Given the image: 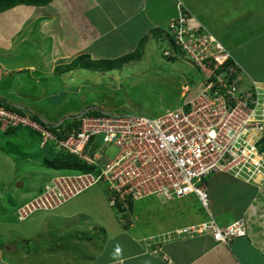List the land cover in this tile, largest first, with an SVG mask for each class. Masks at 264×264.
I'll use <instances>...</instances> for the list:
<instances>
[{"label":"crops","instance_id":"crops-1","mask_svg":"<svg viewBox=\"0 0 264 264\" xmlns=\"http://www.w3.org/2000/svg\"><path fill=\"white\" fill-rule=\"evenodd\" d=\"M176 1L168 4L166 0H52L45 6L17 5L1 12L0 66L4 74L0 80V99L36 114L33 106L22 103L24 95L29 94L26 85L48 88L51 83L44 80L77 70L56 73V69L82 54L91 59H115L134 50L144 37L153 38L150 41L158 46L168 31L167 15L175 13L191 15V28L196 25L207 29L237 61L242 69L241 79L246 82L250 78L264 86L255 70L254 55L263 54L249 47L264 38V0H203L200 15L190 4ZM109 38L116 55L103 56L110 49ZM147 41L143 52H151L146 48ZM11 89L13 94L9 95ZM42 91L39 94L47 96ZM0 133L8 140L0 149L7 158L11 152L8 144L15 141L21 144L18 157L34 160L29 156L32 149L26 136L1 129ZM33 143H39L40 147V140ZM41 158L42 163L44 157ZM207 180L208 212L196 198L187 196L161 207L154 204L144 210L139 207L140 212L133 204L129 212L132 223L120 222L107 191L92 187L83 208L74 206V197L68 208L62 209L69 201L54 210H39L50 213L61 223L53 234L45 232L41 238L37 236L36 242L42 245L38 253L49 260L54 253L66 251L70 264H79L84 259L82 264H264V194L259 191L257 181L247 184L220 173ZM17 186L20 187L17 190H23V185ZM22 190L21 196L33 195L23 194ZM43 192L39 188L35 196ZM208 213L218 228L245 220L246 236L222 244L214 242L210 233H174L207 222ZM0 224L8 225L5 221ZM44 226L50 228L51 224L45 222ZM3 246L6 245H0V253ZM7 250L13 251L9 247Z\"/></svg>","mask_w":264,"mask_h":264},{"label":"built area","instance_id":"built-area-1","mask_svg":"<svg viewBox=\"0 0 264 264\" xmlns=\"http://www.w3.org/2000/svg\"><path fill=\"white\" fill-rule=\"evenodd\" d=\"M189 23L188 14L181 13L169 22L167 34L175 53L198 69L202 89L158 117L90 108L74 117L78 129L60 140L52 130L61 123L35 120L31 110L0 99L2 131L31 130L42 148L63 149L94 168L73 176L77 181L73 185L66 182L69 177L53 181L39 199L17 209L18 221L39 210H53L98 183L106 184L109 202L123 223L126 219L132 223L131 206L149 196L166 201L194 196L208 211L210 175L230 174L246 183L264 175V86L247 78V86L242 87V69L230 52ZM3 74L0 66V80ZM93 111L99 115H89ZM108 148L115 150L112 156L106 153ZM246 232L245 220L218 228L210 218L174 233H210L214 242L227 244Z\"/></svg>","mask_w":264,"mask_h":264},{"label":"rangeland","instance_id":"rangeland-1","mask_svg":"<svg viewBox=\"0 0 264 264\" xmlns=\"http://www.w3.org/2000/svg\"><path fill=\"white\" fill-rule=\"evenodd\" d=\"M114 1L118 2V0ZM166 1L168 4L173 2V0ZM174 1L177 2L176 0ZM181 1L185 4H190L191 8L197 13L203 8V0ZM153 13L157 14V12ZM198 14L200 15V13ZM177 15L179 16L176 13L168 14L169 20L167 24L171 20L176 19ZM191 17V15H188L189 19ZM160 20L164 23V19ZM191 29L204 30L205 35H211L207 29H203L200 26L196 27L195 25ZM115 37L117 38V35L113 36V38ZM162 37V42L158 46H156V43L150 41L153 38H147L148 46L146 48L151 52H143L140 60L128 63L121 69L106 73L88 70L84 72L81 69H77L67 75H52L44 80L51 83L48 88L45 85L35 86V84H28L25 88H27L29 94L24 95L25 99L17 96L14 97L15 99H21L22 103L28 106H33V109L37 110L36 114L42 116L46 122L51 124H59L71 117H77L89 108L116 115H140L145 117H156L166 111L174 110L181 103L192 99L194 93L202 89L201 75L195 66L173 52L172 45L167 37ZM108 41L109 43L111 42L110 38ZM109 43L110 49L106 50L107 52L105 53L104 50L100 52L104 53L103 56L107 54L116 55V52L112 51L114 44L110 43L109 45ZM111 46L113 47L111 48ZM249 47L254 52H261L264 56V38L263 40L260 38L258 42L253 43ZM134 50L125 53L129 54ZM165 51L167 52L164 53ZM254 55L257 57L255 70L259 75V79L264 81V58L260 54ZM166 56H171L175 59L173 61L167 60ZM60 69H62L61 71L64 70L63 68ZM241 83L242 87L247 86V82L241 80ZM41 91L47 93V96H41L39 94ZM8 94H13V89ZM31 94H33L32 99L30 98ZM184 95L185 97H183ZM35 98L38 99V102ZM10 132L16 136L24 135L27 137L32 149L29 156L30 158L33 157L34 160H23V156L18 157L17 153H19L18 149L21 147V144H16L15 141L8 144V148L11 151L9 158L0 151V223L4 221L8 223L7 226H1L0 224V245H6L5 247L3 246L4 251L0 253V264L3 262L6 264H70L72 262L66 259V254H68L66 251L61 252L59 255L54 253L49 260L47 258L44 259L38 253L42 249V245L41 242H36L37 236L41 238L45 232L53 234L61 223L58 218L55 216L50 217V213L44 211H36L31 216H28V214L23 221H18L16 211L23 206L22 203H28L31 199H39L42 193L35 196L37 195L35 192L39 188L42 190L48 188L53 181L58 183V181L61 182V179L69 177L70 180L66 182L71 183V185L76 184L77 181L73 177L75 175H60V173H56L43 166L40 162L42 160L41 156L50 159L54 155V152L49 146L41 148L39 147V143L34 144L33 141L38 142L39 137L33 131L24 128H14ZM7 141L6 137L0 133V149L5 146ZM114 152L115 150L112 148L106 150L108 156H112ZM10 158L13 160H9ZM44 158L43 160H45ZM102 159L105 160L106 158H101L100 160ZM260 175L261 177L258 179L256 177L257 180L254 178L253 182L257 181L259 191L264 194V175ZM253 182L251 181L248 184H254ZM206 183L208 185L209 180H206ZM17 185H23V190H17L20 188ZM91 188H88V191H82L81 195L75 196V207L83 208L88 203V195L86 194L89 193ZM93 188L104 192L107 191V186L104 183H98ZM20 190H22L23 194L31 192L33 195L26 193L28 196H21ZM70 200H68L70 203L66 204L62 209L68 208L73 204V201L71 202ZM19 201H21L20 204L18 203ZM178 202L177 200L166 201L163 198L149 196L141 201H137L133 206L140 212L139 207H143L142 210H144L149 204L161 207L162 204L166 205ZM126 221L128 222L129 219H126ZM45 222H50L51 227H42ZM29 236L32 239L28 238ZM7 247L12 248L13 251H8ZM84 261L85 259L79 264L84 263Z\"/></svg>","mask_w":264,"mask_h":264},{"label":"trees","instance_id":"trees-1","mask_svg":"<svg viewBox=\"0 0 264 264\" xmlns=\"http://www.w3.org/2000/svg\"><path fill=\"white\" fill-rule=\"evenodd\" d=\"M51 1L52 0H0V13L17 5L40 7L49 4ZM166 37H169L168 34H166ZM146 41L147 37H144L139 41L132 53L120 56L115 59H91L88 54L79 55L70 64L62 66L61 68L64 69L63 71H61L62 69H56V73H65L73 69H83L97 73H106L121 69L124 65L141 59ZM172 49L173 52L176 51V48L173 45ZM166 58L167 60L171 61L175 59L171 56H166ZM89 115L97 116L99 113L93 111ZM37 117L39 118V116L36 115V117H33V119L35 118V120H37ZM71 118L72 119L63 121L58 130H52L58 136V139L64 140L72 131L78 129L79 121L74 120L73 117ZM49 147L54 152V155L50 159L44 158L45 160L42 162L44 167L56 173H60V175H78L93 172L94 168L88 167L84 162L78 160L74 155H71L63 149L57 147Z\"/></svg>","mask_w":264,"mask_h":264},{"label":"clouds","instance_id":"clouds-1","mask_svg":"<svg viewBox=\"0 0 264 264\" xmlns=\"http://www.w3.org/2000/svg\"><path fill=\"white\" fill-rule=\"evenodd\" d=\"M168 38V37H167ZM90 109V108H89ZM40 140V139H39ZM41 147V146H40ZM42 148V147H41ZM219 174V173H218ZM220 174H225V173H220ZM226 175H230V174H226ZM230 176H232V175H230ZM232 178H234L233 176H232ZM236 179V178H235ZM238 180H241V179H238ZM243 181V180H242ZM246 183V182H245ZM248 184V183H247ZM91 188V187H90ZM66 203V202H65ZM113 208V207H112ZM115 210V209H114ZM208 210H209V207H208ZM206 211V210H205ZM115 212L117 213V211L115 210ZM206 212H208V211H206ZM118 214V213H117ZM208 215H209V213H208ZM119 216V215H118ZM119 218L121 219V216H119ZM210 215H209V220H210ZM212 219V218H211ZM18 220V219H17ZM208 220V221H209ZM122 221V220H121ZM123 223V222H122ZM127 223H130L129 221L127 222ZM200 225V224H199Z\"/></svg>","mask_w":264,"mask_h":264},{"label":"bare ground","instance_id":"bare-ground-1","mask_svg":"<svg viewBox=\"0 0 264 264\" xmlns=\"http://www.w3.org/2000/svg\"><path fill=\"white\" fill-rule=\"evenodd\" d=\"M184 60H186V61H188L187 59H184ZM189 62V61H188ZM256 159V158H255ZM254 161H257V160H254ZM261 177V175L259 174L258 176H257V178H260ZM256 179V178H255ZM262 179V178H261ZM261 179H259V180H261Z\"/></svg>","mask_w":264,"mask_h":264}]
</instances>
